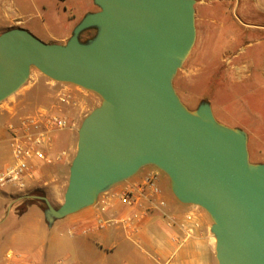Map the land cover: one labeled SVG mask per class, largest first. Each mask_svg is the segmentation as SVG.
<instances>
[{
    "label": "water",
    "instance_id": "95a60500",
    "mask_svg": "<svg viewBox=\"0 0 264 264\" xmlns=\"http://www.w3.org/2000/svg\"><path fill=\"white\" fill-rule=\"evenodd\" d=\"M65 44L23 28L0 34V103L32 67L102 98L82 122L64 202L45 196L49 223L94 206L99 196L154 166L175 197L213 220L218 264H264V163L248 134L217 121L211 104L190 110L174 78L197 38L196 0H93ZM95 35L82 40V34Z\"/></svg>",
    "mask_w": 264,
    "mask_h": 264
},
{
    "label": "crops",
    "instance_id": "0c3cea01",
    "mask_svg": "<svg viewBox=\"0 0 264 264\" xmlns=\"http://www.w3.org/2000/svg\"><path fill=\"white\" fill-rule=\"evenodd\" d=\"M80 3H84L81 8ZM60 4L67 6L64 12H69L68 17L61 16ZM93 7L97 11L93 0H0V28L4 32L23 28L40 38L45 36L46 42L65 44ZM195 8L197 37L204 45L207 64L205 76L234 75L241 80L250 77V65H264V0H196ZM57 25L61 28L55 32L52 28ZM219 41L234 48L229 52L212 49ZM228 53L233 54L232 65L225 67ZM29 92L1 104L0 142L9 143L4 122L18 112L32 113L35 107L51 103L49 92ZM12 161L0 148V165ZM62 167L59 164L52 169ZM145 168L140 177L135 179L136 174L101 194L94 206L53 223L47 220L43 202L21 208L33 198L26 193L12 198L13 194L2 191L10 196L0 195V264H218L210 215L198 206L181 203L171 183V194L164 193L159 185L162 171L154 166ZM147 178L154 179L157 194L151 187L144 188ZM39 182L28 191L41 188L59 208L64 202L63 181ZM127 191L132 192V204L121 199ZM83 228L89 233L83 234Z\"/></svg>",
    "mask_w": 264,
    "mask_h": 264
},
{
    "label": "rangeland",
    "instance_id": "374dc122",
    "mask_svg": "<svg viewBox=\"0 0 264 264\" xmlns=\"http://www.w3.org/2000/svg\"><path fill=\"white\" fill-rule=\"evenodd\" d=\"M82 6H84V3L80 5V8ZM60 7L62 9L61 16L68 17L69 12H64L67 6L60 4ZM91 11H95L94 7ZM59 28L61 27L57 25L53 27L52 30L54 29L56 32ZM3 32L4 30L0 28V34ZM38 38L43 42L47 41L45 36ZM214 46H212V49L216 50L218 47L220 48L218 50L220 52H229L234 48L233 44L221 43V41ZM203 48L204 45L201 44L200 38L197 37L191 53L183 66L178 70L173 81L178 95L190 110H196L202 102L210 103L218 122L232 128L242 129L248 134L250 161L252 163H264V81L262 79L264 75V65L261 66L259 62L258 65H250V77L246 76L241 80H238L234 75L205 76V66L207 64L203 60ZM232 57L233 54H226L223 61L225 67L232 65L230 62ZM28 89L30 90V95L36 94L38 91H45L51 94V103L48 106L35 107L32 112L41 107L53 110L60 108L62 109L63 117L68 122L65 129L57 130L54 134L53 150L50 152L52 163L40 164L38 168L39 170L41 169L40 176L42 175V177H39L40 181L41 179L42 181L45 179H61L63 181L62 192L65 194L69 182L70 167L77 153L79 129L83 120L95 108L101 105L102 98L98 94L85 90L79 86L53 81L42 74L37 68L32 67L30 78L26 84L16 94L0 103V108L1 104L4 102H14L19 94ZM59 92L68 95L69 98L67 103H59L57 97ZM27 114H29V112H18L14 117L10 118V120L4 122L3 126L5 131L7 132L9 123L16 122L18 118ZM259 138L262 139L260 140ZM0 148L5 149L6 155L9 156V159L12 161L10 144L0 142ZM59 164L64 166L62 170L52 169L53 167L56 168ZM0 167L3 166L0 165ZM145 170L146 168L141 170L135 176V179L140 177ZM160 176L159 185L163 192L171 194L168 177L163 172H161ZM39 179L38 176H36V183H34L33 186L41 183ZM53 182L55 183L56 181ZM6 191L13 194L11 195L12 198L24 196V194L20 193L16 188L8 187ZM4 193L5 192H0V195L9 194ZM25 193L26 196H45L41 188H36ZM39 201L42 202L39 199H28L25 203H22L23 205H21V208L32 202Z\"/></svg>",
    "mask_w": 264,
    "mask_h": 264
},
{
    "label": "built area",
    "instance_id": "2783aa9c",
    "mask_svg": "<svg viewBox=\"0 0 264 264\" xmlns=\"http://www.w3.org/2000/svg\"><path fill=\"white\" fill-rule=\"evenodd\" d=\"M57 97L60 104L68 102L69 97L63 92H59ZM67 125L62 109L44 107L9 123L7 132L13 161L0 167V192L8 187L16 188L20 193L27 192L36 181L40 164L52 163L50 152L53 150L55 132L65 129ZM143 186L151 187L155 194L159 192L153 178H147ZM121 199L132 204V192H125ZM82 233H89V229L83 228Z\"/></svg>",
    "mask_w": 264,
    "mask_h": 264
},
{
    "label": "trees",
    "instance_id": "16d2710c",
    "mask_svg": "<svg viewBox=\"0 0 264 264\" xmlns=\"http://www.w3.org/2000/svg\"><path fill=\"white\" fill-rule=\"evenodd\" d=\"M95 32H96L95 30H88V31L84 32L82 34V37H81L82 40L86 41V40L92 38L94 36Z\"/></svg>",
    "mask_w": 264,
    "mask_h": 264
}]
</instances>
